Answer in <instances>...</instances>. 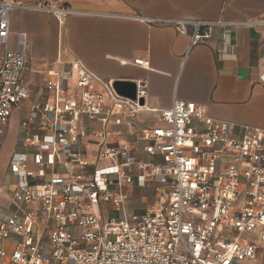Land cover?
Masks as SVG:
<instances>
[{
    "label": "built area",
    "instance_id": "built-area-1",
    "mask_svg": "<svg viewBox=\"0 0 264 264\" xmlns=\"http://www.w3.org/2000/svg\"><path fill=\"white\" fill-rule=\"evenodd\" d=\"M15 8L61 22L75 12L0 1V149L5 126L19 115L11 178L0 188L14 206L0 220V264H264L256 241L243 237L260 231L264 240V128L237 135L203 105L175 98L160 111V124L137 131L131 120L147 109L145 81L135 99L107 94L103 86L113 82L77 58L59 61L34 90L24 78L26 49L7 47ZM146 20L180 33L193 26L190 47L217 26L238 24ZM114 120L127 122V130L111 127ZM124 135H138L141 149ZM132 188L151 192L154 202L140 214L106 215L104 208L124 211Z\"/></svg>",
    "mask_w": 264,
    "mask_h": 264
},
{
    "label": "crops",
    "instance_id": "crops-1",
    "mask_svg": "<svg viewBox=\"0 0 264 264\" xmlns=\"http://www.w3.org/2000/svg\"><path fill=\"white\" fill-rule=\"evenodd\" d=\"M12 1L24 5L42 2L75 11L63 22L52 13L20 8L11 11L7 47L26 49L29 60L24 78L34 90L42 89L59 61L77 58L106 84L132 81L137 86L140 80L145 81L147 109L131 120L137 131L160 124V111L169 108L175 98L203 105L237 135L250 128H264V24H260L264 22V0ZM149 18H222L238 24L217 26L210 38L190 47L193 26L180 33L172 24L150 23ZM3 51L1 45L0 54ZM135 59H147L150 66L138 65ZM103 89L107 94L115 90L108 84ZM15 116L8 161L18 133V113ZM93 125L102 126L99 122ZM110 126L127 130L128 123L114 120ZM120 139L139 149L143 144L138 135ZM10 178L7 163L0 168V188ZM135 189L128 203L139 204L140 197L150 205L154 202L151 192L144 196L138 189V197ZM13 208L0 192V220ZM256 243L264 263V248Z\"/></svg>",
    "mask_w": 264,
    "mask_h": 264
},
{
    "label": "rangeland",
    "instance_id": "rangeland-1",
    "mask_svg": "<svg viewBox=\"0 0 264 264\" xmlns=\"http://www.w3.org/2000/svg\"><path fill=\"white\" fill-rule=\"evenodd\" d=\"M14 120H16L15 115L13 116L11 123L5 126L6 137H5V145L0 150V168L8 163V156L11 152V146H12L11 136L14 133V126H15ZM135 190H136L135 193L137 194V196L138 197L141 196L140 191L138 189H135ZM133 194H134V189L132 190V195ZM145 195L146 194H144V196ZM140 199H141V201L139 202V204L129 202L126 205V207L124 208L123 212H118V211L114 210L112 207H109V209L104 208V212L106 215L108 214L109 217H111V218H121L124 216H131L133 214H140V212H143L148 206H150V203L147 200H145L141 197H140ZM75 231L76 232L78 231V227H75ZM260 236H261L260 231H257L256 233H246L243 235V237L246 239H251V240L256 241V242L259 241V243L261 244V247L264 248V242H263L264 240L263 241L260 240ZM240 264H251V262L241 261Z\"/></svg>",
    "mask_w": 264,
    "mask_h": 264
},
{
    "label": "water",
    "instance_id": "water-1",
    "mask_svg": "<svg viewBox=\"0 0 264 264\" xmlns=\"http://www.w3.org/2000/svg\"><path fill=\"white\" fill-rule=\"evenodd\" d=\"M113 86L119 94L131 97L133 99L136 98V83L132 81H115ZM141 102L143 103V100H141Z\"/></svg>",
    "mask_w": 264,
    "mask_h": 264
}]
</instances>
